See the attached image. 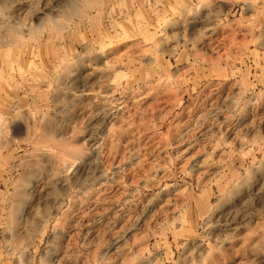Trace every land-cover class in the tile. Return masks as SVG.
<instances>
[{
  "label": "rangeland",
  "instance_id": "1",
  "mask_svg": "<svg viewBox=\"0 0 264 264\" xmlns=\"http://www.w3.org/2000/svg\"><path fill=\"white\" fill-rule=\"evenodd\" d=\"M0 264H264V0H0Z\"/></svg>",
  "mask_w": 264,
  "mask_h": 264
}]
</instances>
